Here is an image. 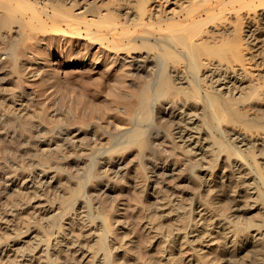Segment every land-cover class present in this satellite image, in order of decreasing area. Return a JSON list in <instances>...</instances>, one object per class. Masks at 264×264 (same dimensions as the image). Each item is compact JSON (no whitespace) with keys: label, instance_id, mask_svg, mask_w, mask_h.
<instances>
[{"label":"bare ground","instance_id":"1","mask_svg":"<svg viewBox=\"0 0 264 264\" xmlns=\"http://www.w3.org/2000/svg\"><path fill=\"white\" fill-rule=\"evenodd\" d=\"M105 1L109 3L107 6L96 2L84 5L81 0H45L43 3L40 0H0V45H3L0 58L4 56L17 78H20L17 74L20 65L34 76L62 57V48L54 46L56 37H51V45L45 44L43 55L35 49L28 51L27 57L18 54V47L28 36V20L48 24L57 33L55 36L85 40L82 55L73 57L68 63L86 66L93 75L102 74L105 78L120 71L119 53L139 54L140 57L135 60L131 73H123L129 77L127 85L110 82L105 95L109 99L107 104L89 101L81 95L77 97L78 108L82 110L80 120L70 125H52L43 135L39 133L38 120L30 116L16 94L10 95L9 100L16 108L0 111V134L13 140L0 156V190L5 192L18 186L24 189L20 190L24 193L21 200H24L13 202L19 209L0 212V229L14 231L16 219L27 213L22 204L32 199L38 203L42 199L49 200L50 195L44 187L48 175L33 176L24 165L74 169L77 179L83 180L74 183L76 190L65 198V204L70 208L75 196L83 195L84 191L91 195L92 192L112 193L114 188L110 182L123 176L122 154L130 150L137 154L147 172L154 177L155 187L165 195L157 191L149 193L150 201L146 202L149 219L144 221L146 234L156 245L176 243L175 248H163L167 255L164 264L176 257L177 264H264V213L259 215L260 224L248 218L252 211L264 210V190L251 199L252 204L246 203L243 196L247 186L252 185L255 171L249 158L243 157L242 162L232 158L239 151L245 154L237 147L243 144L251 149L255 163H258L257 156H264V141L231 127L251 129L259 124L264 127V72L248 79L244 68L246 60L264 67V0ZM72 9L82 11L74 13ZM247 12H257V22L245 16ZM233 18L238 22L239 37L234 35ZM7 29H15V35L5 38L2 32ZM240 46L251 51L247 52V58L242 56ZM107 50L118 53L113 52L112 58L106 54ZM258 100L263 106H257ZM249 111L258 114V120L247 116ZM65 112L74 115L70 109ZM20 122L23 126L30 125L28 132L17 133L5 127L12 124L23 127ZM219 134L221 137L217 138ZM223 134L228 135L230 141L223 139ZM117 136H123V140L106 155L99 156L92 174L85 178L80 173V166H84V155L92 149H86L85 142L110 143ZM214 148L215 166L211 164ZM30 151L35 154L27 157ZM61 151L75 156L68 158L62 154L53 161L55 166L45 162ZM204 163L209 168L200 170ZM259 170L264 182V166ZM198 171L210 174L211 181H204V175ZM69 175L67 172L59 180L72 183ZM199 178L203 179L198 183L203 191L201 197L210 200L207 204L191 198L186 189ZM140 194L143 198V193ZM176 198L191 201L187 210L179 205L177 208L182 211L176 212L175 217L171 213L177 211L172 206ZM75 210L78 217L70 219L65 229L61 226L54 236L47 235V246L51 242L52 248L49 255L59 264H73L69 255L84 259L90 256V249L101 253L103 259L100 258L99 264H130L137 254H143L146 236L140 239L137 251L132 250L125 258L110 257L109 251L118 248L116 244L122 245L121 239L107 243L105 235L111 230L108 222L95 225L80 201ZM59 211L58 205H43L40 212H52L47 217H53L51 220L55 221L62 214ZM120 225L121 230L127 228ZM94 226L98 230L95 237L89 232ZM208 226L216 230L209 231ZM30 229L33 233L36 228L30 226L26 231ZM250 229L251 237L248 236ZM65 230L69 233L59 240L58 233ZM191 233L194 236L189 238ZM51 237L53 241H50ZM250 238L256 241L252 242ZM211 240L216 241L217 254L199 253ZM15 244L14 238L0 242V258L12 251L8 264L13 261L16 264H43L42 246L36 244L28 258V254L12 249ZM125 249L130 250L126 246ZM246 250L251 251V256L247 260L240 256V260L239 255Z\"/></svg>","mask_w":264,"mask_h":264},{"label":"rangeland","instance_id":"2","mask_svg":"<svg viewBox=\"0 0 264 264\" xmlns=\"http://www.w3.org/2000/svg\"><path fill=\"white\" fill-rule=\"evenodd\" d=\"M81 1H83L84 5H93L91 3H97L98 0ZM102 1L100 3L98 2L97 4H103V6H107V4H109L105 0L103 2ZM40 2L43 3L45 2V0H40ZM72 10L74 13H79L80 11H82V9ZM256 14L257 12H247V14L245 13V16L253 18L257 22L258 16H256ZM88 18H90V16ZM232 21L233 23L231 25L235 27L234 35H238V22H236V18H233ZM28 24V36L25 41L18 47V54L20 56L27 57L28 51L32 49H35L37 53L43 55L44 48L46 46L45 44H50L51 37H56L54 46L62 48V57L54 65L42 69L41 73H38V75L34 76H30V73H27L25 66L20 65L19 69L17 70V74L20 78H17L15 74L11 72V67L4 61V56H2V59L0 58V111L9 112L16 108L15 104H12V102L9 100V98H11L10 95L16 94L17 100H20L19 102H22L24 106L29 110L30 116L34 117L35 120H38L37 124H40L38 130L42 135L46 134L47 129H50L52 125H70L80 120L82 116V110L78 108L79 104L77 101V97H81V95H84V97H86L89 101L97 102L101 105L104 103L107 104L109 102V99L105 95H107L106 90L108 87H110V82L115 81L117 84L120 82L127 85L129 83L127 80L129 77H126L123 73H131L133 71L132 66L134 65L135 60L140 59L139 54L126 55L125 53H119L117 64L118 67L122 66V69L120 71H115L113 72L112 76L105 78L102 77V74L93 75L92 73L88 72V68L86 66H72L68 63L71 62V59L73 57L82 55L83 48L86 45L85 40H77L72 38V36L71 38L70 36L69 38L63 37L64 39L62 37L55 36L57 33L54 30H51V28L48 27V24H41L37 20H28ZM14 30L15 29H7L2 32V35L5 38H11L13 34L15 35ZM237 37H239V35ZM237 37H235V39H237ZM37 40H39V42ZM2 46L3 45H0V50L3 49ZM95 48H98V46H95ZM240 48H243L242 56L244 54V58H247L249 56L247 52L251 51L246 50L247 48L244 46H240ZM113 52L118 53L116 51ZM113 52H111V50H107L106 54L113 58L115 55L113 54ZM257 56H259V54ZM244 68L247 72L248 79H253V77L258 73L264 72L263 66L252 65V62H248V60H246ZM113 77L115 78L114 80H109ZM256 104L258 107H261V105L263 106V102H261L260 100H258V103ZM66 109L72 110L74 115L65 112ZM61 111L63 112L59 113ZM246 115H249L250 117L258 120V114H250L249 111ZM20 124H22L23 126L24 123L20 122ZM260 125L261 124L251 129L246 127H238L237 125H233L231 127L233 129H237L246 136H251L253 138L259 139L260 141H264V127H259ZM27 126L30 125L21 127L20 125L14 126L12 124L5 127H8L10 130H15L17 133H20L28 132ZM219 136L221 137V135L219 134L217 135V138H220ZM222 138L225 140L227 139V142L230 141L229 136L226 134H223ZM122 140L123 136H117L110 143H95L87 140V142H85V145H88L86 149H90L91 147L92 149L91 151L86 152L88 153L87 155H84L85 162L84 166H80V173L83 174L85 178L89 177V175H91L93 172L94 164L97 162L99 156L106 155L109 151L116 148V144H119ZM12 143L13 140H10L9 138L0 134V156L3 154L5 148L8 145L10 146V144L12 145ZM234 144L235 143H232L233 146ZM93 145H95V147H93ZM237 147L239 148L238 150H242V152H245V154L239 151V154L233 155L232 158H236L241 162L244 159L243 157H245L246 159L249 158V161L255 171L251 180L252 185L247 186L246 193L243 196V200L246 203L252 204L251 199H253V197H255L257 193L261 192V190H264V182L260 176L259 170L260 166H264V156H257V161L259 163L258 164L257 162L255 163L253 154L249 147L243 144H239L237 145ZM215 151L216 150L214 148L212 151L211 159V164L213 166H215L217 162V157L214 158ZM34 154V151H30L26 154V156L31 157ZM62 154L68 158H73L75 156V154L73 153H63V151H61L58 153V155L50 156L45 162H48L47 164L50 166H55L53 164V161L59 159L58 157H60ZM122 159L124 160L122 164L123 169L121 170V174H123V176L119 177L117 181L110 182V185L112 186V188H114V191L112 193L107 195L106 193L92 192L93 194L91 195L90 193L84 191L82 192L83 195L78 196L77 194L75 196V198L71 201L70 208L65 204V198L68 197L71 192H74L76 190V186L74 183H77L78 180H83V178L77 179V176L73 171L74 169H69L66 171L56 170L52 167L47 166L42 167L41 165L32 167H26L27 165H24L25 170L29 171L31 174H34L33 176L40 178L44 175H48V181L46 184H44V187L47 188V194H49L50 197L48 201L42 199L41 203H38L36 202V200L34 201L32 199L30 202L22 204V207L26 208L27 213L24 215V217H19L16 219L13 226L15 228L14 231L0 229V242H4L9 238H14L16 240V244L12 249H15V252L21 251L20 253L26 254V256L28 254V258L32 254L31 249L36 246V244H39V246H42V249H44V251L41 252L43 256V258H41L43 264H55V262L56 264H59L60 262L58 263L57 261H55L56 259L53 256L49 255V252L52 251V248L51 242L49 243V246H47V237H49L47 235L54 236V234L58 232L61 226H64L65 229L67 225L66 223H68L70 219L75 220V218L78 217V212L75 210V206L77 204V201H80L85 206L87 214L89 213L88 217L91 216L90 218L94 221L95 225L108 222L111 230H109L105 235V240L107 243H109V241L111 240H115L116 238L121 239L122 245L116 244L115 247L118 248H111L112 250L109 251L110 257L120 256V258H125L128 254H130V252H132V250L134 252L135 250H138L137 246H140V239L146 236V245H144L142 248L143 254H137L134 258V261H132V263L130 262V264H146L148 262V264H164L166 262L167 255L166 252L163 253V248L164 250L166 248H175L176 243L163 242L156 245L154 239L151 240L147 236L144 229V221H148L149 219V212L147 211L148 207L146 206V202L150 201L149 193L151 191H157L160 195L164 194L157 187H155V184L153 183L154 177L147 172L135 152H133L132 154L130 150L124 151L122 154ZM202 165L203 167L200 168V170L209 168L207 164L205 165V163ZM67 172L70 174L69 178L73 180L72 183L69 181L65 182L64 180H59L61 176L67 174ZM198 173L204 175V181H211L212 176L210 174L205 172L201 173L199 171ZM202 181L203 179L199 178L195 182L190 183L188 187H186V189L190 191L191 198H196L197 200L199 199L200 202H205L207 204V202H210V200L207 201L205 196L201 197L203 191L198 186V183ZM153 185L154 187H152ZM20 190L23 191L24 189H19L17 186L13 188V190L9 189L5 192H1L0 190V212H12L15 209H19L18 206L15 207L13 205V202L18 200L23 202L22 200L24 199L21 200V198L24 197V193L20 192ZM140 191L143 193V196L145 198L140 197L142 195L140 194ZM29 194L32 196L31 193ZM190 201L191 199L187 200L186 198H176L173 200L172 206L174 207V210L179 205L187 210ZM43 205H58L60 207L59 212H62V214H60V216H58V214L57 219L53 221L51 220L53 217H47L50 216L52 212H40L41 209H43ZM62 208L65 209L63 210ZM71 208H73V210ZM66 210H69L70 212H67ZM176 210L177 211H173L171 213V216L176 217V212L182 211V209L179 208H177ZM260 213H264V210H254L248 215V218H253L257 220L255 221L257 224H260ZM162 215L164 216L165 213H163ZM90 218H88V220H90ZM120 224L125 225L127 228H124L122 230L119 229V227L121 226ZM30 226H34V228H36L35 232L30 233L33 228L29 231H26V229ZM75 226L76 224L73 227ZM207 230L214 231L216 230V228H214L213 226H208ZM251 231L252 229L249 230L248 236L250 235ZM89 232L95 237V235L97 236L98 230L94 226ZM68 233L69 230L58 233V239L60 240L62 238H65ZM193 236V233L189 234V238ZM52 237L50 238V241H53ZM250 240L252 242L256 241L255 238H250ZM125 246L130 250L126 251ZM66 251L69 252V250ZM89 251L91 252L90 256L84 259L75 254L71 256L69 255L68 257L70 259H68L69 261H72L73 264H99L100 258H102L101 253H97L94 249H90ZM217 252V244L215 240L209 241L208 244H205L201 248V250H199V253L205 255L211 254L210 256L216 255ZM11 255L12 251H7V253H5V255L0 258V264H8L9 259L12 258ZM249 255L251 256V251L246 250L241 255H239V259L247 260L250 257ZM240 256H242V259ZM176 259L177 257L173 258L170 262H168V264H177ZM11 264H16V262L13 261Z\"/></svg>","mask_w":264,"mask_h":264}]
</instances>
